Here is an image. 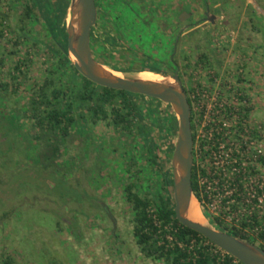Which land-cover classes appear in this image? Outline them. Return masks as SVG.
Masks as SVG:
<instances>
[{"label": "rangeland", "instance_id": "1", "mask_svg": "<svg viewBox=\"0 0 264 264\" xmlns=\"http://www.w3.org/2000/svg\"><path fill=\"white\" fill-rule=\"evenodd\" d=\"M97 1L104 8L106 0ZM26 3L28 0H0L13 26ZM190 6L183 11L187 14L192 8L193 17L178 19V13L174 14L173 67L160 62L159 43L166 36L156 21H152L150 33L140 31L143 24L139 20L148 23L147 14L140 17L138 8L137 14H124L118 4L114 5L117 17L109 28L113 34L107 33L102 12L90 36L93 56L107 71L110 68L125 74L134 73L143 62L166 71L176 69L183 87H192L191 93L220 94L223 107L235 103L246 124L260 126L264 144V0H192ZM206 7L217 15L216 20L199 19L196 25L193 19ZM68 17L67 7L66 21ZM190 25L195 28L187 33ZM13 31L20 33L17 28ZM25 31L37 39L35 44L29 39L15 46L8 39L9 30L0 38V264L6 255L13 264H168L163 258L146 256L135 243L132 209L124 186L133 181L139 194L162 191L160 173L170 168L173 139L170 136L169 142L164 141L157 125L174 115L172 107L156 98L133 96L141 119L133 118L124 127L109 116L95 117L85 104L77 105L80 102L76 99L74 110H82V116L76 115L72 133L49 166L37 161L35 154L42 142L32 138L37 130L30 117L29 99L45 78L52 79V86L66 88L71 70L56 65L57 58L48 49L52 39L42 14L34 11ZM201 50L211 53V65L200 60ZM21 60L20 67L14 69ZM256 62L261 64L260 72L252 66ZM256 72L259 78L252 77ZM72 84L78 88V81ZM58 133L53 132V137ZM147 142L159 154L156 164L148 159ZM255 166V174L245 179L246 188L254 186L256 175L264 176V153ZM225 189L230 187L225 184ZM107 206L111 214H105ZM199 206L204 220L222 229L207 215L206 207ZM109 214L116 218L114 234L110 233ZM261 214L264 224V205ZM251 240L264 246L260 235Z\"/></svg>", "mask_w": 264, "mask_h": 264}, {"label": "trees", "instance_id": "2", "mask_svg": "<svg viewBox=\"0 0 264 264\" xmlns=\"http://www.w3.org/2000/svg\"><path fill=\"white\" fill-rule=\"evenodd\" d=\"M68 4L69 0H28L14 26L10 23L8 12L0 5V38L9 30L11 33L8 39L15 46L21 41L26 42L29 39H31V43L35 44L37 39L26 34L25 25L30 15L34 11H38L42 14L44 24L50 33L52 41L48 45V49L53 56H56V65L67 66L71 70V77L66 88L52 86V79L45 78L35 94H32L29 99L30 117L37 130L32 138L42 142L35 157L37 161L38 159L45 161L48 166L59 152L61 144L72 133L71 126L76 121V115L82 116V110H74L76 99H79L80 102L77 105L85 104L95 117L109 116L113 122L121 123L122 126L127 127L133 118L141 119L139 107L133 96H146L124 89L98 85L75 68L67 54L66 46L65 16ZM15 28L20 31L17 35L12 33ZM145 59L150 60L148 56H145ZM21 63L22 60L16 62L14 69H18ZM140 67L161 70L152 62H143ZM75 80L79 83L77 89L72 84V81L75 82ZM49 85H51L50 89H48ZM106 104H110V107H107ZM172 118L173 129H175L176 116L173 115ZM55 131L59 133L53 137ZM146 146L149 161L156 164L159 154L153 151L150 143L147 142ZM160 177L162 191L158 190L154 195L139 194L134 190L133 181L124 186L126 200L132 209V234L141 251L146 256L163 258L168 264H229L228 260H215L216 257L208 249V245H196L191 249L188 247L193 238L196 242L201 238L206 240L207 238L177 220L170 190L172 177L167 176L166 173H160ZM191 184L195 196L199 198V188L193 176ZM227 231L251 241L243 229L232 228ZM260 236L264 237V231L260 232ZM179 242L183 243L182 246L178 244ZM259 245L264 248L262 244ZM12 262L9 255L2 258V264H13Z\"/></svg>", "mask_w": 264, "mask_h": 264}, {"label": "water", "instance_id": "3", "mask_svg": "<svg viewBox=\"0 0 264 264\" xmlns=\"http://www.w3.org/2000/svg\"><path fill=\"white\" fill-rule=\"evenodd\" d=\"M68 10L69 17L65 25L67 54L75 68L83 76L98 85L154 97L169 103L172 107L177 123L170 158L171 192L174 214L177 220L181 224L196 230L244 264H264V248L261 246L217 228L208 221L200 222L187 215L191 199H198L191 184L193 138L190 125V106L178 71L176 69L171 71L147 69L168 77L172 81L148 79L136 75L138 70L145 68H140L131 74L121 73L119 75L114 74L111 71L113 69L110 68V71H104L102 69L104 64L93 56L90 47L91 27L94 25L97 15L95 1L69 0ZM182 18L180 15V19ZM210 20L213 19L210 18ZM105 209L111 214L106 207ZM110 218L113 227H115L114 217L110 215Z\"/></svg>", "mask_w": 264, "mask_h": 264}, {"label": "built area", "instance_id": "4", "mask_svg": "<svg viewBox=\"0 0 264 264\" xmlns=\"http://www.w3.org/2000/svg\"><path fill=\"white\" fill-rule=\"evenodd\" d=\"M191 94L193 110H196L198 117L202 101L197 96L203 94ZM217 97H212L206 105L211 130L219 134L217 151L213 152L215 167L207 178L203 175L198 177L199 203L206 207L207 215L223 230L240 228L252 239L264 231L261 218L264 176L256 175L257 181L249 188L245 187V179L255 174V160L264 153L259 133L261 128L246 124L243 113H240L235 103L223 107L221 99ZM225 184L230 187L229 190L225 189ZM178 244L182 246L183 243ZM196 245H208L217 261L228 260L229 264H244L208 239L201 238L196 242L193 238L188 247L191 249Z\"/></svg>", "mask_w": 264, "mask_h": 264}, {"label": "flooded vegetation", "instance_id": "5", "mask_svg": "<svg viewBox=\"0 0 264 264\" xmlns=\"http://www.w3.org/2000/svg\"><path fill=\"white\" fill-rule=\"evenodd\" d=\"M95 1L96 5V20L94 25L91 27V35L94 34V28L98 25V20L101 17V14L103 12V17L105 18V25L106 28L109 31V28L112 25V19H114L116 16V12L118 13V10L114 5L118 4V7H120V10H123L124 14H128V12H132L137 14V8L139 9L138 15L141 17V13L144 14L146 13V18L145 20H149L148 23L144 25L142 18H140V25L143 24L142 29H145L147 33L151 32V25L152 21L155 20L158 30L161 31L162 33L164 32L165 34V40L163 41L161 38L160 41V47L162 50V57L160 58L161 63H166L168 66L173 67L175 65V18H174V0H145L148 2V4H145L143 0H106V4L104 5V8H101L100 5L98 4L97 0ZM118 2V3H117ZM145 6H144V4ZM120 5V6H119ZM145 7L143 10L142 8ZM218 10L220 9L219 6ZM122 12V11H121ZM207 12V13H206ZM190 17H193V12H188ZM180 13H178L179 15ZM177 15V18L180 19V16ZM217 15L214 13H210L208 7H206L205 10L202 11V15L199 16L198 18H194L193 22H196V25L199 23L198 20L201 19L202 21L213 23L216 20ZM128 18V15H127ZM210 18L213 20L211 21ZM193 27V28H191ZM105 28V29H106ZM188 28H190L187 33H190L191 30H193L195 27L194 25H190ZM210 30H213L210 28ZM108 34H113V31L107 32ZM163 34V35H164ZM107 38L111 40L112 38L110 35H107ZM117 42H120V39L116 38ZM163 41V42H162ZM208 50V49H207ZM213 50V49H212ZM211 53L201 50L200 52V60L204 62V65H211L212 64V59L210 58ZM211 59V60H210ZM194 61V60H193ZM211 63V64H210ZM172 69V68H171ZM184 90L186 91V96L189 102L190 106V125H191V132H192V166H191V179L192 176L194 180L196 181V184L198 186V177L200 175H203L207 178L209 172L215 167L214 165V157H213V152L217 151V146H218V137L219 134L217 131L213 132L210 127L211 121L209 120L210 114L207 115V103L209 100H211L212 97L215 96L217 97V94H203V96L200 97L197 96L201 101H202V106L200 108L199 116L197 117L196 115V110H193L192 106V94L191 90L192 87L190 85L184 86ZM220 96V94H218ZM220 99V97H217ZM173 117V116H172ZM171 116L166 119V121H162V124L157 125L161 127V130L159 129L157 133L161 134V138L165 141V139L168 141L167 138L172 136L171 138L174 141L173 135H175L176 128L173 129L172 125V118ZM158 124V123H157ZM164 145V144H163ZM166 148L165 150L168 152L169 146L167 144L165 145ZM173 146V145H172ZM173 148V147H172ZM172 148H171V153H172ZM161 173H166L167 176L172 177V172L171 168H163L161 169ZM211 173V172H210ZM199 188V187H198ZM199 201V198H197ZM200 204V203H199ZM109 211L110 209L108 206L106 207ZM106 214V209L104 210ZM111 212V211H110ZM107 216V215H106ZM108 218V217H107ZM115 219V227H113V222L108 218V220L111 223L110 227V233L114 234L116 230V218ZM135 240V239H134ZM136 243V241H135ZM137 244V243H136ZM138 245V244H137Z\"/></svg>", "mask_w": 264, "mask_h": 264}, {"label": "bare ground", "instance_id": "6", "mask_svg": "<svg viewBox=\"0 0 264 264\" xmlns=\"http://www.w3.org/2000/svg\"><path fill=\"white\" fill-rule=\"evenodd\" d=\"M102 69L104 71H107V68L104 65H102ZM113 73L116 74V75L121 74L119 71H113ZM136 75H138V76H140L142 78L155 79V80L156 79L157 80L165 79V80L172 81L168 77H164V76H162L159 73H155V72H153L151 70H147V69L138 70ZM187 215L190 218L194 219V220H197V221H200V222H204L205 221L204 217H203V215L201 213L198 200H196L195 198H192L191 201H190V204H189L188 209H187Z\"/></svg>", "mask_w": 264, "mask_h": 264}, {"label": "crops", "instance_id": "7", "mask_svg": "<svg viewBox=\"0 0 264 264\" xmlns=\"http://www.w3.org/2000/svg\"><path fill=\"white\" fill-rule=\"evenodd\" d=\"M165 1V0H164ZM191 1L192 0H174V13L175 12H177V13H181L184 9H185V6L187 5V6H189V7H191L190 6V3H191ZM192 9V8H191ZM190 9V11H192ZM186 11V10H185ZM185 11H183L182 13H181V15H182V17H184V16H187L189 13H185ZM189 16V15H188ZM142 27H143V25H142ZM263 61H264V59H263ZM258 64V65H257ZM254 68H256V69H258L259 70V72H260V66H261V64H259L258 62H256V63H254V65H252ZM263 67H264V62H263ZM252 74V77H258L259 78V73L258 72H256V73H251ZM262 103H263V108H264V94H262ZM257 113H259L258 111H257ZM264 117V116H263ZM263 121H264V118H263Z\"/></svg>", "mask_w": 264, "mask_h": 264}]
</instances>
